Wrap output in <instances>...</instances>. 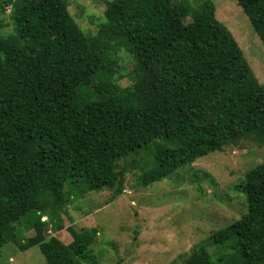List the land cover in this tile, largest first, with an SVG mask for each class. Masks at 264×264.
Returning <instances> with one entry per match:
<instances>
[{
	"label": "trees",
	"instance_id": "trees-1",
	"mask_svg": "<svg viewBox=\"0 0 264 264\" xmlns=\"http://www.w3.org/2000/svg\"><path fill=\"white\" fill-rule=\"evenodd\" d=\"M237 2L264 44V0ZM216 10L111 0L90 34L67 0H0V255L12 243L38 246L43 264H101L97 226H68L69 242L47 232L65 228L74 198L107 188L118 198L128 166L118 161L151 156L148 186L239 139L264 145V82ZM121 50L134 59L125 87L107 65ZM238 188L247 211L166 264H264V160Z\"/></svg>",
	"mask_w": 264,
	"mask_h": 264
},
{
	"label": "rangeland",
	"instance_id": "rangeland-1",
	"mask_svg": "<svg viewBox=\"0 0 264 264\" xmlns=\"http://www.w3.org/2000/svg\"><path fill=\"white\" fill-rule=\"evenodd\" d=\"M111 0H67L75 21L87 33L96 34L104 22ZM202 0H191L197 5ZM219 20L226 24L244 51L251 69L264 82V44L237 0H212ZM7 8L4 34L13 31ZM123 59L108 62L113 78L125 87L133 80L134 59L121 50ZM264 160V145L252 138L239 139L222 151L202 156L171 176L148 186L140 183L152 158L144 151L117 162L127 166L125 189L116 199L113 190L90 191L74 198L62 214L61 231L48 226L47 235L64 242L72 240L68 226L77 229L97 226L99 235L94 252L101 264H166L187 258L194 246L208 235L241 217L247 211L245 195L238 184L245 173ZM48 217H45V219ZM51 230V231H49ZM33 230L25 232L26 237ZM45 256L38 246L20 250L6 244L0 264H43Z\"/></svg>",
	"mask_w": 264,
	"mask_h": 264
}]
</instances>
